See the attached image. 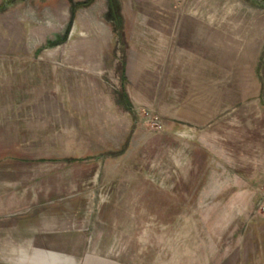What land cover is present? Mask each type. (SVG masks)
Here are the masks:
<instances>
[{
  "label": "rangeland",
  "instance_id": "374dc122",
  "mask_svg": "<svg viewBox=\"0 0 264 264\" xmlns=\"http://www.w3.org/2000/svg\"><path fill=\"white\" fill-rule=\"evenodd\" d=\"M186 18L248 32L213 48L264 93V0H0V264H264V134L228 107L208 152L163 112L141 30Z\"/></svg>",
  "mask_w": 264,
  "mask_h": 264
},
{
  "label": "crops",
  "instance_id": "0c3cea01",
  "mask_svg": "<svg viewBox=\"0 0 264 264\" xmlns=\"http://www.w3.org/2000/svg\"><path fill=\"white\" fill-rule=\"evenodd\" d=\"M243 5L246 9L259 8L249 2ZM224 20L225 25L228 26L229 19ZM239 20L230 19L231 26L240 27L250 19H243L242 23H239ZM180 22L172 27L169 24H162L163 28H160L161 25L158 23L155 29L141 30V36L149 32L148 35L145 34L147 42L152 41L148 38L153 35L159 39L155 45L157 53L155 67L164 65L165 60L171 64L172 81L166 88L170 90L171 104L167 107L163 106V112L170 113L171 119L177 123H187V130L195 127L198 144L208 152H210L208 142L200 139L210 135L211 129L206 127L211 125L213 119L228 110V107H239L229 117L230 128L241 126L243 129H253L264 134V114L260 113V111L264 113V93H261L259 70L260 58H262L260 53L248 55L252 59L256 58L255 62H252L251 66L239 68L234 66L237 64L236 61L228 60L226 51H221V46L213 48L212 37L213 32L216 36L227 35V33L239 32L240 28L238 31L227 27L214 30L210 18H186ZM146 25L148 26L147 23ZM240 32L248 33L243 29ZM247 35L259 36V30L252 28L251 34ZM253 41L255 40L251 39V42ZM148 45L144 47L146 52L151 48V43ZM128 52L130 59L138 56L137 51L132 48H129ZM147 63L146 61L145 64ZM234 69H238L240 75H235ZM125 92L127 94L126 88ZM162 98L164 99V96ZM213 106L216 108L212 114ZM247 122H252V126L243 125ZM227 155L230 158L233 156L232 153ZM256 160L264 162V152L263 157L260 158L259 155Z\"/></svg>",
  "mask_w": 264,
  "mask_h": 264
}]
</instances>
